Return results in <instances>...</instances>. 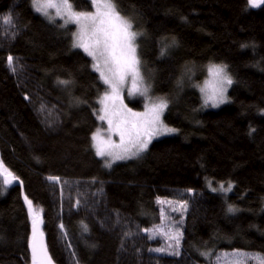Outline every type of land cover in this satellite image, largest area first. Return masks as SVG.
Here are the masks:
<instances>
[{
    "label": "trees",
    "instance_id": "1",
    "mask_svg": "<svg viewBox=\"0 0 264 264\" xmlns=\"http://www.w3.org/2000/svg\"><path fill=\"white\" fill-rule=\"evenodd\" d=\"M32 2L0 0V173L15 177L4 185L0 175V264H33L25 198L41 218L52 264L264 256V6L111 0L138 33L141 71L167 100L163 121L177 133L106 167L91 137L107 87L73 47L74 25L47 21ZM69 3L77 12L93 7L90 0ZM212 64L226 65L233 83L223 106L202 110L196 87ZM229 183L231 191L212 190ZM158 200L182 203L186 213L176 255L153 251L164 237L143 233L161 220Z\"/></svg>",
    "mask_w": 264,
    "mask_h": 264
},
{
    "label": "snow or ice",
    "instance_id": "2",
    "mask_svg": "<svg viewBox=\"0 0 264 264\" xmlns=\"http://www.w3.org/2000/svg\"><path fill=\"white\" fill-rule=\"evenodd\" d=\"M247 3L251 8L264 6V0H247ZM33 4L36 11L42 12L46 16L49 15V9H55L57 16L67 17L65 23L72 22L79 26V30L75 34L73 47L83 49L88 56L92 57L94 61L93 69L99 73V78L110 89V92H106L100 101L103 105L101 109L103 114L97 113V116L101 121H107L109 132L118 135L120 141L119 143L113 142L111 136L104 140L99 129L92 136L96 155L101 158H111L105 161L106 167H111V164L117 160L131 159L138 156L147 149L153 138L177 131L165 125L161 120L164 110L168 107L165 98L158 97L155 100H150V103L146 105V111L143 113L132 112L123 104L120 98V90L129 76H131L132 82L128 93L130 96L139 94L147 97L149 89L148 86L143 84V78L139 73V60L136 57L135 46L138 33L131 30L132 24L119 15L110 0H103V2L93 0L96 7L95 13L74 12L68 0H59V2L57 0H33ZM3 23L11 24L12 20L10 17H6ZM161 54H164L163 50ZM7 62L15 71L12 56L7 58ZM226 69V65L212 64L208 67L211 79L206 81L205 87L200 89L204 93L206 106L217 107L219 104L226 102L225 93L233 83ZM59 83L67 85L70 82L61 80ZM252 131H255V129ZM0 167H2V163H0ZM0 175H3L4 185H10L15 179L7 169H4ZM48 179L59 182V177H49ZM231 188V183L228 184L227 188L223 184L220 185V190L223 191H231ZM212 190L217 191L216 188ZM25 199L32 218L31 249L33 264H50V257L47 255L46 248L41 240L42 233L38 228V224L42 221L33 209L32 202L27 198ZM158 202L163 203L159 200ZM235 211L236 209L229 205L228 212L233 213ZM83 227L84 231L88 230L87 225ZM61 228H63V225H61ZM144 231L159 232L160 229H145ZM179 236L180 234L177 232L173 237L177 245L179 244ZM153 251L160 252L164 249L157 248ZM227 255L225 254V256ZM249 258L247 254L236 253L231 261L225 259L224 264H242L243 261ZM251 258L257 259L259 264H264V256Z\"/></svg>",
    "mask_w": 264,
    "mask_h": 264
},
{
    "label": "rangeland",
    "instance_id": "3",
    "mask_svg": "<svg viewBox=\"0 0 264 264\" xmlns=\"http://www.w3.org/2000/svg\"><path fill=\"white\" fill-rule=\"evenodd\" d=\"M57 2H59V0H57ZM68 2H69V0H68ZM90 2L93 4V0H90ZM101 2H103V0H101ZM110 2H111V0H110ZM111 3L114 5L113 2H111ZM32 5H33V8H34V11L37 14L39 13L45 19H47V21H51V22L56 21V22L61 23L62 25H67V24L74 25V32L72 34V43L74 44L75 34L79 30V26L78 25H76L75 23H72V22L65 23V19L67 17L65 16V17L62 18V17L57 16L55 9H49L48 10L49 15L46 16L42 12L36 11V8H35L33 2H32ZM72 10L74 12H77L73 8V6H72ZM115 10L117 11L116 7H115ZM95 12H96V7L93 4V7H92V9H91L90 12H81V13H95ZM119 15L122 18L126 19L120 13H119ZM50 17H52V19H50ZM131 30L133 31V29H131ZM135 46H136V57L138 59L136 39H135ZM78 49H80L82 52H84L83 49H81V48H78ZM85 54H86V56H88L87 53H85ZM89 58L91 59L92 67H93L94 61H93L92 57L89 56ZM138 67H139L140 76L143 78V84L145 86H148V89H149L147 97L141 96L139 94H135V95H131V96L128 94L129 93V90L131 89V86H132L131 76H129L126 79V81L124 83V86L120 90V98L122 99L123 104L126 105V107L128 109H131L132 112H135V113H143V112L146 111V105L150 103V100H155L156 98L161 97V95H158L155 92L154 85L152 84L151 76L150 75H145L141 71L140 64L138 65ZM205 72H206L205 77L202 79L201 83L199 85H197V87H196L197 88V93L200 96V100H201V104H202V110L203 109H211V110L217 109V108L223 106L225 103H221L217 107H212L210 105H207L206 106L205 105V102H204L205 101L204 93H202L201 90H200L201 87H205L206 81H210V79H211V77L209 76V73H208V67L206 68ZM227 73H228V71H227ZM98 75H99V73H98ZM105 86L107 87L106 92H110V89L108 88V86L107 85H105ZM230 87L231 86H229L227 88V91L225 93V95L227 97V100H228V90L230 89ZM105 93L100 97V100H99V106H98L97 113H99L101 115L103 114V112L101 111V109L103 108V105L100 103V101L103 98V96L105 95ZM129 102L130 103H133L135 105H140V107L139 108H136V107L132 106ZM117 103H119V102H117ZM96 119L99 121V125L95 129L94 133H96L97 130L99 129L100 135H101V137L104 140H107L109 138V136H111V140L113 142L119 143V141H120L119 136L116 135L115 133H110L109 132L107 121L106 120L105 121H101L100 119H98L97 114H96ZM161 120L163 121V114L161 116ZM163 123H164V121H163ZM170 128H174V127L171 126ZM174 129H176V128H174ZM176 133H177V131L174 132V133H171V134L160 135L158 137L153 138L152 141L157 140V139H160L162 136H172L173 134H176ZM93 134H92V136H93ZM91 141H92L93 151L95 152V148L93 146L94 142L92 140V137H91ZM151 142L148 144V146L151 144ZM95 154H96V152H95ZM139 155H141V153ZM138 156H136V157H138ZM136 157H133V158H136ZM99 158L102 160V162H104V165H105V161L106 160H110L111 159L110 157H103V158L99 157ZM125 160H130V159H125ZM120 161H123V160H117L114 163H118ZM114 163H112V164H114ZM220 185L221 184H219L218 186H216V189H219L220 190ZM160 204H161V208H160L161 220H160V222H159L158 225H155V226H153V227L150 228V229L159 228L160 231L159 232L150 231L148 233L150 234V236L152 238H155V236H158L159 234L164 237V238H162V243H161L162 245L159 246V247H156V249L157 248L164 249V251H160L159 253H162V254H165V255H167V254L168 255H176V254H173V253H178L179 250H178V248H176V246H178L179 244L177 245L176 240L173 237L175 236V234L177 232H179L180 236L182 235L181 229H180V225L181 224H184L183 220L185 218V214L186 213H185V211H183V209H181L182 208V203H179L177 201L174 202V201H171V200H164L163 203H160ZM144 230H143V233L146 232ZM155 252H157V251H155ZM236 253L247 254V256L250 257L246 261H243L242 264H259V261L257 259L251 258V257L259 256L258 254L249 253V252H243V251H241V252H231V254L225 253V254H228L227 256H225V254H222V255H220V257H215V260H212V262H210V263L211 264H224L225 259L231 261Z\"/></svg>",
    "mask_w": 264,
    "mask_h": 264
},
{
    "label": "water",
    "instance_id": "4",
    "mask_svg": "<svg viewBox=\"0 0 264 264\" xmlns=\"http://www.w3.org/2000/svg\"><path fill=\"white\" fill-rule=\"evenodd\" d=\"M28 206V204H27ZM41 220V218H39ZM38 228H39V231L42 233V237H41V240L46 248V242H45V239H44V234H43V231H42V228H41V223L38 224ZM31 241H32V235L30 237V244H29V250H30V253H31V259L33 261V258H32V249H31ZM47 251V255H48V250ZM49 257V256H48ZM50 264H52L51 260H50Z\"/></svg>",
    "mask_w": 264,
    "mask_h": 264
}]
</instances>
